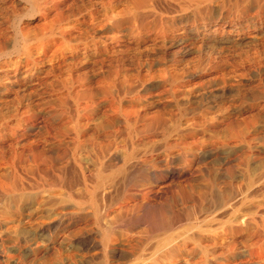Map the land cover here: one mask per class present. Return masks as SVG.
I'll use <instances>...</instances> for the list:
<instances>
[{"label": "rangeland", "instance_id": "1", "mask_svg": "<svg viewBox=\"0 0 264 264\" xmlns=\"http://www.w3.org/2000/svg\"><path fill=\"white\" fill-rule=\"evenodd\" d=\"M32 6L0 62V264H264V0Z\"/></svg>", "mask_w": 264, "mask_h": 264}, {"label": "clouds", "instance_id": "2", "mask_svg": "<svg viewBox=\"0 0 264 264\" xmlns=\"http://www.w3.org/2000/svg\"><path fill=\"white\" fill-rule=\"evenodd\" d=\"M24 9L20 12L12 21L13 32L16 35V40L12 42V46L6 50H0V62L10 61L14 56L19 55L21 49L18 48V43L21 39L20 26L25 21L35 19L37 16V10L32 6V0H23Z\"/></svg>", "mask_w": 264, "mask_h": 264}, {"label": "bare ground", "instance_id": "3", "mask_svg": "<svg viewBox=\"0 0 264 264\" xmlns=\"http://www.w3.org/2000/svg\"><path fill=\"white\" fill-rule=\"evenodd\" d=\"M239 193H240V192H239ZM238 197H239V196H238ZM244 198H245V195H244V194H241V196L239 197L240 200H243ZM103 199H104V198H103ZM239 199H238V200H239ZM98 200H99V199H98ZM235 200H237V198H235ZM104 201H105V200H104ZM144 201H145V200H144ZM144 201H143V202H144ZM101 203H102V202H101ZM104 203H105V202H104ZM129 204H130V203H129ZM233 204H235V203H233ZM233 204H232V203H229V205H227V208H229V210H230V207H231ZM221 205H222V204H221ZM221 205H220V207H221ZM105 207H106V206H105ZM107 207H108V206H107ZM220 207H219V208H220ZM224 207H225V206H224ZM101 209H102V208H101ZM225 209H226V208H225ZM229 210H226V211H229ZM231 210H232V208H231ZM101 211H102V210H101ZM105 216H106V215H105ZM206 217H207V216H206ZM213 218H214V217H213ZM107 219H108V218H107ZM109 220H110V219H109ZM96 222H97V221H96ZM98 222H99V220H98ZM106 222H107V221H105V225L109 223V222H107V223H106ZM199 222H200V221H199ZM102 223H103V222H102ZM103 224H104V223H103ZM97 225H98V224H97ZM99 225H100V224H99ZM108 226H110V225H107V227H108ZM173 226H174V223H173V224H170L168 228H172ZM116 228H117V227H116ZM108 229H109V228H108ZM114 230H115V229H114ZM114 230H113V231H114ZM119 230H120V229H119ZM161 230H163V229L161 228ZM165 230H166V228H165ZM165 230H164L163 232H165ZM168 230H169V229H168ZM168 230H167V231H168ZM171 230H172V229H171ZM192 230H193V229H192ZM108 231H110V229H109ZM115 231H117V230H115ZM115 231H114V232H115ZM123 231H124V230H123ZM156 231H157V230H156ZM156 231H155V232H156ZM103 232H104V231H103ZM155 232H154V233H155ZM127 233H128V232H127ZM156 233H157V232H156ZM160 233H161V232H160ZM165 233H166V232H165ZM165 233H164V234H165ZM128 234H129V233H128ZM202 234H203V233H202ZM132 235H133V234H132ZM157 235H159V233H158ZM191 235H192V234H191ZM191 235H190V236H191ZM125 236H126V235H125ZM160 236H162V235L160 234ZM200 236H201V233H200ZM200 236H199V237H200ZM187 237H188V236H187ZM191 237H192V236H191ZM193 237H194V236H193ZM195 237L199 238L198 235H196ZM101 238H102V237H101ZM162 238H163V237H162ZM178 238H180V237H178ZM200 238H201V237H200ZM109 239H110V238H109ZM114 239H115V238H114ZM114 239H113V240H114ZM118 239H119V238H118ZM124 239H125V238H124ZM187 239H188V238H187ZM193 239H194V238H193ZM121 240H122V239H121ZM125 240H126V239H125ZM125 240H124V241H125ZM133 240H134V239H133ZM141 240L143 241V239H141ZM141 240H140V241H141ZM156 240H157V239H156ZM164 240H165V239H164ZM124 241H123V242H124ZM129 241H130V240H129ZM138 241H139V239H138ZM140 241H139V242H140ZM101 242H102V241H101ZM127 242H128V241H127ZM131 242H132V241H131ZM134 242H135V240L133 241V243H134ZM125 243H126V242H125ZM161 243H162V242H161ZM107 244H108V242H107ZM107 244H106V246H108ZM114 244H115V243H114ZM155 244H156V243H155ZM123 245L126 246V244H123ZM164 245H165V244H164ZM167 245H168V244H167ZM167 245H166V246H167ZM181 245H183V243H181V241H179L178 239L175 240V243H174V244H172V243L170 244V243H169V250H170V253L174 252V250L181 249ZM156 246H157V245H156ZM160 247H161V246H160ZM160 247L157 246V247L153 248L152 251H151V257H150L149 259H153V260H154V261H153V264H160V262H162L161 258H162L164 255H166V254H165L166 251H165V252L163 251V250H165V249H161ZM167 248H168V247H166V249H167ZM103 249H104V248H103ZM114 250L116 251V249H114ZM149 250H150V249H149ZM107 251H108V250H107ZM143 251H146V248H145V250H143ZM105 252H106V251H105ZM143 253H144V252H143ZM146 255H147V254H146ZM141 256H142V258H146V257L143 256V255H141ZM152 256H153V258H152ZM115 258H116V257H115ZM140 258H141V257H140ZM140 258H138V259H140ZM126 259H127V258H126ZM130 259H131V258H130ZM135 259H136V258H135ZM147 259H148V258H147ZM109 260H110V259H109ZM112 261H114V260H112ZM147 261H148V260H147ZM163 261H164V260H163ZM108 262H109V261H108ZM116 262H117V261H116ZM135 262H136V261H135ZM113 263H114V262H113ZM117 263H118V262H117ZM109 264H110V263H109ZM111 264H112V263H111ZM114 264H115V263H114ZM138 264H140V263H138ZM142 264H143V263H142ZM144 264H145V263H144Z\"/></svg>", "mask_w": 264, "mask_h": 264}]
</instances>
